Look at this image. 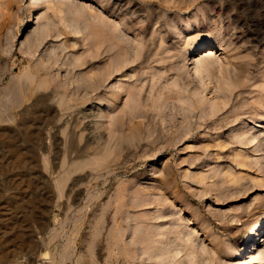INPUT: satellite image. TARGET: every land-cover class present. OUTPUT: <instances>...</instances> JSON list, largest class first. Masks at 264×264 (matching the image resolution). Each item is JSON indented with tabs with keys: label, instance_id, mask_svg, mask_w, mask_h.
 Listing matches in <instances>:
<instances>
[{
	"label": "rangeland",
	"instance_id": "1",
	"mask_svg": "<svg viewBox=\"0 0 264 264\" xmlns=\"http://www.w3.org/2000/svg\"><path fill=\"white\" fill-rule=\"evenodd\" d=\"M262 135L264 0H0V264H247Z\"/></svg>",
	"mask_w": 264,
	"mask_h": 264
},
{
	"label": "bare ground",
	"instance_id": "2",
	"mask_svg": "<svg viewBox=\"0 0 264 264\" xmlns=\"http://www.w3.org/2000/svg\"><path fill=\"white\" fill-rule=\"evenodd\" d=\"M32 21L33 20H35V18H32L31 19ZM30 20V21H31ZM125 46V45H124ZM205 47H207V43L206 42H198V43H196L195 45H193V47L189 50V54H190V56H191V58L189 59V61L191 60V59H193V55L194 54H198V53H200ZM206 49V48H205ZM189 57V56H188ZM202 61H204V60H202ZM123 62V61H122ZM191 62H194V61H191ZM123 64H124V62H123ZM123 64L122 65H119V66H123ZM120 70V69H119ZM114 71V70H113ZM110 73H111V71H110ZM100 79H98V80H96V81H99ZM95 81V82H96ZM97 85H98V83H97ZM166 92H167V90H166ZM171 91L169 90V93H170ZM174 93V92H173ZM163 94V93H162ZM168 93H166V96H168L167 95ZM171 94V93H170ZM165 95V94H164ZM170 97H173V96H171V95H169ZM218 98H220V97H218ZM217 98V100H219ZM222 98V97H221ZM168 99V98H167ZM223 99V98H222ZM222 99H220V100H222ZM216 100V99H215ZM216 100V101H217ZM224 100V99H223ZM222 100V101H223ZM221 102V101H220ZM221 104V103H220ZM216 105V104H215ZM214 105V106H215ZM220 106V105H219ZM219 106H218V108H219ZM242 106V105H241ZM221 107V106H220ZM217 108V107H216ZM242 110H244V109H242ZM216 111V110H215ZM241 111V110H240ZM217 112H219L218 110H217ZM244 112V111H243ZM46 113V112H45ZM216 114V113H215ZM217 115H219V114H217ZM220 117V116H219ZM222 117V116H221ZM228 117V116H227ZM229 118V117H228ZM45 120V119H44ZM219 120V119H218ZM222 121H223V117H222V119H221ZM225 120H226V118L224 119V123L223 124H225ZM227 124V123H226ZM262 136H264V135H262ZM259 137H261V136H259ZM263 138V137H262ZM238 140V139H237ZM240 140V139H239ZM234 141V140H233ZM235 142V141H234ZM236 142H238V141H236ZM235 142V143H236ZM244 145H245V143H244V141L242 142ZM247 143V142H246ZM207 145V144H206ZM222 145V144H221ZM239 145V144H238ZM242 148V147H241ZM240 148V149H241ZM238 149V148H237ZM246 151V150H245ZM236 153V152H235ZM243 153V152H242ZM241 153V154H242ZM248 153V152H247ZM240 155V154H239ZM246 154H244V156H245ZM240 159V158H239ZM242 162H244L243 160H242ZM17 166V165H16ZM20 167V166H19ZM74 169V168H73ZM68 170H70V169H68ZM72 170V169H71ZM260 170V169H259ZM264 173V172H263ZM65 178V177H64ZM64 181H63V179H62V177L60 178V179H58L57 181H56V186L58 187V188H60L61 186H62V183H63ZM30 183V182H29ZM32 186V185H31ZM39 204V203H38ZM30 209V208H29ZM156 219V218H155ZM151 220V219H150ZM153 220V219H152ZM262 221V220H261ZM146 222V221H145ZM152 222H155V221H152ZM151 222V223H152ZM263 226L262 227H254V229H253V234L254 235H251V236H249L250 237V242L247 244V252L245 253V255H244V260H245V262L246 261H248L247 262V264H251V262L253 261V259H258V257H257V255L255 254L256 252H257V247H258V244H259V241L260 240H262V237L261 236H263L264 235V219H263ZM156 223V222H155ZM145 224V223H144ZM149 226V225H148ZM256 226V225H255ZM156 227V226H155ZM159 228V227H158ZM156 229V231L157 230H160V228L159 229ZM162 229H163V227H161ZM170 228V227H169ZM169 228H167L166 227V229H169ZM165 229V228H164ZM163 229V230H164ZM165 229V230H166ZM171 229V228H170ZM151 231H152V228L150 229ZM150 231V232H151ZM153 231H155V230H153ZM155 231V232H156ZM168 231H170V230H167V233H168ZM174 231H176V230H174ZM142 232V231H141ZM149 232V234L151 235L152 234V232L150 233ZM154 232V233H155ZM161 232V231H160ZM163 232V231H162ZM165 232V231H164ZM163 232V233H164ZM162 233V234H163ZM170 233H173V231L171 232L170 231ZM170 233H168L166 236H167V238H170V237H168L169 236V234ZM148 234V235H149ZM156 234H159V233H155V235H153V237L154 236H156ZM161 234V233H160ZM159 234V235H160ZM149 235V236H150ZM172 236H173V234H171ZM148 236V237H149ZM141 237V236H140ZM159 237H165L164 235L163 236H159ZM146 238V237H145ZM163 238H159L158 239V241H160L161 242V240L163 239ZM151 239H154V238H151ZM183 239V238H182ZM181 239V240H182ZM30 240V239H29ZM156 240H157V238H156ZM185 240V239H184ZM188 240V239H187ZM141 241V240H140ZM140 241H139V243H140ZM168 241V240H167ZM166 241V242H167ZM169 241H171V239H169ZM137 242V245L139 244L138 243V241H136ZM135 242V243H136ZM147 242V241H146ZM145 242V243H146ZM153 242V241H152ZM157 242V241H156ZM166 242H164V240H163V243H165L166 244ZM172 242V246L174 247H176V245L174 244V242L173 241H171ZM185 242V241H184ZM150 243V242H149ZM182 243V241L180 242V244ZM186 243V242H185ZM187 243H189V242H187ZM186 243V244H187ZM160 244V243H159ZM165 244H163L162 245V243H161V245H162V247H158V242L157 243H154V244H152V245H150V249L148 250V249H146L147 248V246H145L146 248H144L142 245H141V247H143L144 249H143V251L140 253V251L138 250V248H137V246H135L136 248H137V250L139 251V255L140 254H142V258H140V257H136L137 258V260L140 258L141 260V262H143L142 264H194V263H196V264H203V257H202V259L200 258V256H198L197 255V253L196 254H194L192 257L190 256H186L185 258H182V257H180L179 255H177L176 253L178 252V251H176V252H174V251H171L172 249H171V247L172 246H170V248H167V246L169 247V244H170V242H168V245L167 246H165ZM174 244V245H173ZM177 244V246H178V243H176ZM179 244V247L181 246ZM250 244H251V246H250ZM136 245V244H135ZM171 245V244H170ZM182 245H184V244H182ZM188 245V244H187ZM140 246V245H139ZM160 246V245H159ZM134 246H133V248L134 249H136ZM172 247V248H173ZM179 247L178 248H176V249H179ZM192 246L190 245V249H192L191 248ZM189 248V247H188ZM140 249V248H139ZM175 249V248H174ZM173 249V250H174ZM175 249V250H176ZM183 249H186L185 247H183ZM183 249H179V250H181V251H183ZM190 249H187V250H190ZM141 250H142V248H141ZM136 251V250H135ZM134 251V252H135ZM171 252H174V254H176V255H174L173 253H171ZM237 252V251H236ZM182 253H184L185 254V252H182ZM190 253H192L191 252V250H190ZM264 253V252H263ZM131 252H130V256H131ZM134 254V253H133ZM132 254V255H133ZM136 254V253H135ZM238 254V253H237ZM241 254V258H242V252L240 253ZM129 255V254H128ZM196 255V256H195ZM200 255V254H199ZM141 256V255H140ZM182 256V255H181ZM237 257H239V256H237ZM257 257V258H256ZM133 258H134V255H133ZM242 260V259H241ZM140 261H137L138 262V264H140L141 262ZM253 263V262H252ZM260 263L261 264H264V257H263V259H261V261H260ZM246 264V263H245Z\"/></svg>",
	"mask_w": 264,
	"mask_h": 264
},
{
	"label": "water",
	"instance_id": "3",
	"mask_svg": "<svg viewBox=\"0 0 264 264\" xmlns=\"http://www.w3.org/2000/svg\"><path fill=\"white\" fill-rule=\"evenodd\" d=\"M43 229H44V227H43Z\"/></svg>",
	"mask_w": 264,
	"mask_h": 264
}]
</instances>
